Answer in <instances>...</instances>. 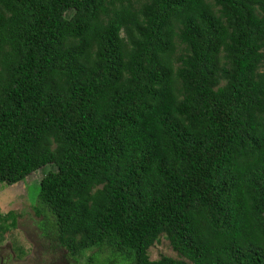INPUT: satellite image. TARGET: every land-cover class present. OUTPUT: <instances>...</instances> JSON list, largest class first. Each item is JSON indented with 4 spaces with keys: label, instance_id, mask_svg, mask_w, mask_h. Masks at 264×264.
<instances>
[{
    "label": "trees",
    "instance_id": "1",
    "mask_svg": "<svg viewBox=\"0 0 264 264\" xmlns=\"http://www.w3.org/2000/svg\"><path fill=\"white\" fill-rule=\"evenodd\" d=\"M47 165L70 264H264V0H0V183Z\"/></svg>",
    "mask_w": 264,
    "mask_h": 264
},
{
    "label": "rangeland",
    "instance_id": "2",
    "mask_svg": "<svg viewBox=\"0 0 264 264\" xmlns=\"http://www.w3.org/2000/svg\"><path fill=\"white\" fill-rule=\"evenodd\" d=\"M50 169L55 167L44 166L14 184L0 183L2 213L12 210L17 214V225L6 231L0 242V254L6 259L5 264H12L13 257L18 253L24 260L21 261L23 264H70L71 259L65 249L53 247L49 237L41 234L36 223L38 216L35 214L34 205L40 181ZM149 253L152 259H158L162 255L179 256L164 236L150 247Z\"/></svg>",
    "mask_w": 264,
    "mask_h": 264
},
{
    "label": "flooded vegetation",
    "instance_id": "3",
    "mask_svg": "<svg viewBox=\"0 0 264 264\" xmlns=\"http://www.w3.org/2000/svg\"><path fill=\"white\" fill-rule=\"evenodd\" d=\"M21 252V251H20ZM23 253V251L21 252ZM52 257V256H51ZM5 260L4 257L0 254V264H5ZM14 261V262H13ZM13 261H11L12 264H23L22 262H24V260L20 257V254L18 253V255H15L13 257ZM22 261V262H21ZM69 264V263H68Z\"/></svg>",
    "mask_w": 264,
    "mask_h": 264
}]
</instances>
